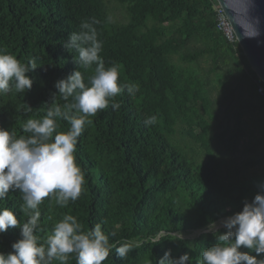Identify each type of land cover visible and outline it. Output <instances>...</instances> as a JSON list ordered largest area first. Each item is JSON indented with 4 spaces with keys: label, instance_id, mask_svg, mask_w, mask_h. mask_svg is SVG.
Wrapping results in <instances>:
<instances>
[{
    "label": "trees",
    "instance_id": "obj_1",
    "mask_svg": "<svg viewBox=\"0 0 264 264\" xmlns=\"http://www.w3.org/2000/svg\"><path fill=\"white\" fill-rule=\"evenodd\" d=\"M217 4L0 0V264H264V206L183 236L264 196V82ZM235 72L249 97L217 132Z\"/></svg>",
    "mask_w": 264,
    "mask_h": 264
},
{
    "label": "water",
    "instance_id": "obj_2",
    "mask_svg": "<svg viewBox=\"0 0 264 264\" xmlns=\"http://www.w3.org/2000/svg\"><path fill=\"white\" fill-rule=\"evenodd\" d=\"M224 9L251 68L264 82V0H218ZM264 206V196L259 206L242 224L257 216ZM240 217V216H238ZM221 226L214 230L220 229ZM210 231L204 229L202 232Z\"/></svg>",
    "mask_w": 264,
    "mask_h": 264
},
{
    "label": "rangeland",
    "instance_id": "obj_3",
    "mask_svg": "<svg viewBox=\"0 0 264 264\" xmlns=\"http://www.w3.org/2000/svg\"><path fill=\"white\" fill-rule=\"evenodd\" d=\"M115 16L118 19H122L121 13L119 10H115ZM202 65L204 67H208L209 64L207 62H203ZM235 75L230 77V81L224 85L222 88H218L213 90L212 96L214 98L219 99V106L221 108V113L219 117V122L220 124L216 126L217 132H223L227 125L230 123L232 124L233 120V113L235 109L243 102H247L248 97H249V86L246 83H243L241 80L238 79L237 73H234ZM216 76L213 77V84L216 83ZM229 111V114L227 115V111ZM261 117L262 114L259 110H257L254 113H249L245 116L244 120L246 123V128H247V135L243 139V143L241 145L240 150L234 155L232 158L227 157V161L229 165L233 164H241L244 161H246L250 155V153H245L244 149L247 144L253 143L261 134H262V129L260 127V122H261ZM217 147H220L222 150H224V145L223 144H216ZM249 173H254V172H261V167H251L248 169ZM245 221L244 218L241 217H227L224 219H221L214 223L212 226L209 227V230H214L217 227L221 226H228L232 222H237L239 224H242ZM224 222V223H223ZM202 231H193L190 233H187L183 235L184 237L192 238L197 235H199Z\"/></svg>",
    "mask_w": 264,
    "mask_h": 264
},
{
    "label": "built area",
    "instance_id": "obj_4",
    "mask_svg": "<svg viewBox=\"0 0 264 264\" xmlns=\"http://www.w3.org/2000/svg\"><path fill=\"white\" fill-rule=\"evenodd\" d=\"M216 10V24H217V29L219 31H221L224 36L227 38V40L231 43H234L237 40V37L235 35V32L231 26V23L224 11V9L222 8V6H220L219 4H217V6L215 7ZM259 92L261 94L264 93V87L260 86L259 87Z\"/></svg>",
    "mask_w": 264,
    "mask_h": 264
},
{
    "label": "bare ground",
    "instance_id": "obj_5",
    "mask_svg": "<svg viewBox=\"0 0 264 264\" xmlns=\"http://www.w3.org/2000/svg\"><path fill=\"white\" fill-rule=\"evenodd\" d=\"M224 223V222H223Z\"/></svg>",
    "mask_w": 264,
    "mask_h": 264
}]
</instances>
